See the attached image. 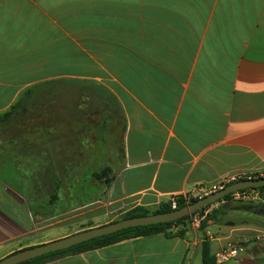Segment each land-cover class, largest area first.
<instances>
[{
  "label": "crops",
  "instance_id": "1",
  "mask_svg": "<svg viewBox=\"0 0 264 264\" xmlns=\"http://www.w3.org/2000/svg\"><path fill=\"white\" fill-rule=\"evenodd\" d=\"M45 82L81 90L84 170L97 171L89 145L108 131L101 113L99 127H91V105L106 116L113 96L123 121L121 166L97 200L87 204L88 195H70L62 200L68 209L52 206V214L35 192L33 213L26 191H13L26 201L17 203L0 174L5 256L60 239L25 244L32 227L48 221L57 225L53 230L87 231L229 176L264 173V0H0V113ZM73 131L57 137L59 145L50 137L51 147L42 152L68 170L76 153ZM37 148L29 146L19 162L40 167V152H32ZM207 229L214 260L227 243L248 240L243 257L223 264H264V243L256 240L264 235L263 205H227ZM170 234L48 264H204V231L188 220Z\"/></svg>",
  "mask_w": 264,
  "mask_h": 264
},
{
  "label": "rangeland",
  "instance_id": "2",
  "mask_svg": "<svg viewBox=\"0 0 264 264\" xmlns=\"http://www.w3.org/2000/svg\"><path fill=\"white\" fill-rule=\"evenodd\" d=\"M71 86L74 87V85L72 84ZM69 87L70 86L66 83L52 85L50 87V91L40 99H38L35 102V105L29 109L28 113H22L14 120H12L9 124H7L6 127H4L3 125L0 126V165H2V161L5 160V163L3 164L4 166H0V174L5 177L4 180L2 179L3 181L10 182L11 185L9 186L12 189L11 193L12 195L16 196V202L18 201L17 203H25L26 201L23 198H19V196L16 195L13 191H15L17 194H22V196L23 192L26 191L29 196L30 189L36 191L37 188V191H39L38 196L40 197V205H43L47 198L53 199V194L57 190V185L55 184V182H50V180L47 179L44 180V183H41L39 186L37 185V176L41 177V175H39V170L34 168V163H28L25 167L24 164H21L19 162V159L22 157V153L26 149H28L29 146H33L34 148L38 147L32 152H37L38 154L39 151L41 153L45 151L46 148L51 147L52 139L56 141V145H59L58 141L61 142L63 139L57 137H63L67 130L72 131L73 128V133H75V136H78L75 138V145H71V142L69 141V146L65 147L70 148L71 146H74L73 148H75L76 152L78 151L79 153H81L83 151L80 143L82 132V93L81 90H72L73 88L70 87L72 88L70 89ZM98 108L99 107L97 106L91 105V127L95 125V128L99 127L97 118L101 113L104 118L102 125L108 130H106L107 133L104 134V136L102 135L101 138L93 137L91 144L89 145L90 150L93 151L92 154L94 155L98 163V180L97 182L93 183L94 186H90V181L84 179L81 181V184H79V186H76L73 189V187H71L70 179H68L70 174L67 175V179H65L66 181H63L64 187L60 191V195H62L61 197H63V199L64 197H68V195L70 194L75 196H95L99 193L100 189H108L114 182V179L118 172L117 168L121 166L122 157L119 152L121 150L123 133L122 119L119 115L112 124H108L105 120L107 117V115L105 116L106 113L103 114V112H99ZM69 119L73 121L72 128L70 124L71 121L69 122ZM45 135H48L49 138H45ZM63 144L66 145V138L63 141ZM40 153L38 155L42 156V154ZM77 168L78 170L75 171V175H78V177L82 176L83 178V174L85 173L83 163L77 165ZM47 173L48 172L46 171V174ZM90 178L91 176H88V179ZM20 179H23L24 182L26 181V184L20 182ZM40 179H42V177ZM16 183H18L20 186L15 187ZM64 202L55 204L53 207L57 206L60 212H63L68 209ZM14 209L16 210L17 208ZM123 216L124 215L118 217L113 223L121 221ZM53 223L54 222L48 221L44 224L33 226L31 229V237L25 240V244H38L40 241H42L41 238L44 239L59 237L60 239H63L83 232V230L87 229V227H83L78 230L73 229L70 232H61L58 230H53L57 227V225ZM42 226L44 227L43 230L40 229V227ZM40 245H35L34 247ZM29 248L32 247H26L22 250ZM6 254L7 253H0V260L7 257L5 256Z\"/></svg>",
  "mask_w": 264,
  "mask_h": 264
},
{
  "label": "trees",
  "instance_id": "3",
  "mask_svg": "<svg viewBox=\"0 0 264 264\" xmlns=\"http://www.w3.org/2000/svg\"><path fill=\"white\" fill-rule=\"evenodd\" d=\"M55 84L58 85L59 83H57V82H45V83H42L40 85H36V86L29 88L26 91H24L20 95L18 100L10 107L9 110H7L6 112L0 113V126L3 125L4 127H6L7 124H9L12 120H14L16 117H18L22 113H28L29 109L35 105V102L38 99H40L42 96H44L46 93H48L50 91V87L52 85H55ZM109 100H110L109 101L110 103L107 106L108 109L106 110V112H107L106 122L108 124H112L115 121V119L117 118V116L120 115V118L122 119V114H121V110H120L119 106L115 103L113 96L110 95ZM45 138H49L48 135H45ZM81 141H80V143H81ZM41 154H42L41 166L39 167V165H40L39 164L36 169L39 170V172H40L39 175H41L42 179H40L41 178L40 176L39 177L37 176L36 183H38L37 185L39 186L41 183H44V180L47 179V180H50V182L51 181L55 182V184L57 185V190L53 194V199L47 198L44 202V206L42 207L43 210L52 214V211H50L52 206H54L55 204H60L63 200V197H61L62 195H60L61 194L60 191L64 187L63 181H66L65 179H67V175L70 174L68 179H70L71 187H73V189H74V187L79 186V184H81L82 176L78 177V175H75V171L78 170L77 165L82 164L83 153H79V152L75 153L74 164L69 166L70 170H68L66 168V165L64 162L52 161V163H51V156H53V154L50 155L49 153H42V152H41ZM71 166H73V168H71ZM46 171L48 172L47 174H46ZM88 176H91V178L89 180L92 183L97 182L98 172L96 170L86 169L85 173L83 174V177H85V179L88 180ZM17 186H20V185L18 184L15 187H17ZM37 190H38L37 188H36V191H34L33 189H30V193L32 195H30V193H29V196L27 195L28 204L30 205V209L32 210V213L35 210V204L33 201V198H34L33 194L35 192L38 196L39 191H37ZM23 195H24V192H23ZM70 195H72V194H70ZM70 195H68V196H70ZM92 197L93 196H88L89 199H87L85 202L87 204H89V203L94 202L98 198L97 195H95L93 198ZM30 198H32V199H30ZM196 202L197 201H194L193 203H196ZM228 205H230V204H228ZM186 206H188V205L182 199H179L177 210L182 209ZM225 206H227V205H225ZM225 206H223V207H225ZM223 207H221L218 210L213 211L208 216L206 222H204L203 229H206L208 227V222L210 220L218 217V215L221 213V210L223 209ZM172 211H174V210L171 207V203L167 202V203L160 205L156 210H150V209H146V208H135V209L129 211L128 213H126L123 216L122 220L130 219V218H136V217H144V216H149V215H154V214L168 213V212H172ZM190 216L191 215H189L185 218L179 219L177 221L171 222V223H164V224L151 225V226H147V227L130 228V229L122 230V231L114 233L112 235L99 237V238L93 239L91 241L82 243L80 245L74 246L72 248L57 251L54 253H50V254L38 257L36 259L30 260V261L22 263V264H48V263L53 262L57 259L65 258L68 256H75V255L84 254V253H87L90 251H94V250H98V249H101L104 247H108L110 245H113V244H116V243H119L122 241H126L129 239H134V238H138V237H148V236L156 235L159 233L172 235V234H170V230L174 226H178V225L183 224L184 222L188 221ZM178 235H183V232H179ZM32 248H34V247H32ZM203 262H204V264H215L214 258H212L210 256L209 243L207 241H205L204 245H203Z\"/></svg>",
  "mask_w": 264,
  "mask_h": 264
},
{
  "label": "water",
  "instance_id": "4",
  "mask_svg": "<svg viewBox=\"0 0 264 264\" xmlns=\"http://www.w3.org/2000/svg\"><path fill=\"white\" fill-rule=\"evenodd\" d=\"M259 187H264V179L239 182L203 200L190 204L182 209L174 210L168 213L124 219L105 226L83 231L78 234L63 239L55 240L46 244H42L34 248L21 250L0 260V264H22L50 253L72 248L74 246L80 245L82 243L91 241L99 237L112 235L122 230L171 223L179 219L185 218L198 211H203L209 205L223 199L224 197L228 196L233 192Z\"/></svg>",
  "mask_w": 264,
  "mask_h": 264
},
{
  "label": "built area",
  "instance_id": "5",
  "mask_svg": "<svg viewBox=\"0 0 264 264\" xmlns=\"http://www.w3.org/2000/svg\"><path fill=\"white\" fill-rule=\"evenodd\" d=\"M264 173L229 176L223 179L220 183L209 186L202 185L195 188L193 191L184 194L182 197H173L170 199L171 207L173 210H177L179 199H182L187 205L193 204L194 201L203 200L219 191L226 189L234 184L244 181H254L264 179ZM233 203H256L264 206V187L249 188L244 190H238L224 197L223 199L214 202L206 207L203 211H198L191 214L189 223L193 229L205 232V241L212 240L213 234L207 228L203 229L204 222H206L208 216L215 210L221 207L233 204ZM258 242L264 243V235L256 237ZM251 241H245L241 244L227 243L220 251L215 254V260L218 264H223L234 259L243 257L247 252V245Z\"/></svg>",
  "mask_w": 264,
  "mask_h": 264
}]
</instances>
